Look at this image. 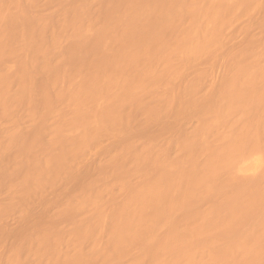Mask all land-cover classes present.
Here are the masks:
<instances>
[{"label": "bare ground", "instance_id": "bare-ground-1", "mask_svg": "<svg viewBox=\"0 0 264 264\" xmlns=\"http://www.w3.org/2000/svg\"><path fill=\"white\" fill-rule=\"evenodd\" d=\"M240 20L264 0H0V264H264V35L208 67Z\"/></svg>", "mask_w": 264, "mask_h": 264}, {"label": "rangeland", "instance_id": "rangeland-1", "mask_svg": "<svg viewBox=\"0 0 264 264\" xmlns=\"http://www.w3.org/2000/svg\"><path fill=\"white\" fill-rule=\"evenodd\" d=\"M246 24L245 20H240L239 22H237L235 25L231 26L230 28H228L225 32V45L224 47H222L218 53V57L216 59V61L212 62L215 63L214 64H209L212 65V67L214 66V68H211V66H208L210 68V70L212 71V73H210L212 79H215V81H219L220 78L222 77V73L224 70V63H225V58H224V53L231 49L234 48L238 43L244 41L246 39V37L248 36V34H254V35H258L257 38H260L264 35V28H260L258 27V25L256 23H253L251 25V27H249L248 31H242V29H240V26ZM236 36V37H235ZM60 52H65V46L62 47V49L60 50ZM204 62V61H203ZM205 65H207L208 63H204ZM203 63L200 64L197 68L193 66H191V68L189 69L188 72H193L196 69H199L200 67L204 68L205 65ZM207 67V68H208ZM206 68V69H207ZM213 69V70H212ZM67 112V110H62V109H57V110H52V112H50L49 117H48V123L52 124L55 122V120H57L58 118H60V116L64 115ZM14 120L12 122H4V125H7L6 127L9 129H12L11 127H13L15 125V123L17 121L22 122L21 126L23 127H27V125H29L27 119H28V114L27 112H18L14 114ZM167 119V118H165ZM144 130L142 131V133H140L141 135L153 132L152 129L153 127H145L143 128ZM131 135V132H128L125 134V137H129ZM4 138V136H2L0 138V140H2ZM121 139L124 138H116V139H108L105 142V145L98 150H95L90 158V163L94 164V162L98 159V157L101 155V152L103 150H105L108 147H111L113 144L119 142ZM121 143V142H120ZM119 144V143H118ZM13 147L11 148L10 152L12 153L13 151ZM203 158V156L201 157ZM1 170V169H0ZM20 176H22V172L18 171ZM113 177H110L109 181H112ZM45 183L42 184L40 186V188L38 189L37 193L35 196L32 197V199L27 203V205L21 204L20 207L24 208V209H36L37 212H43V207L48 204V203H54L57 202L60 197V187H57L55 184L53 185L52 183L47 184V181H44ZM66 185L68 187L73 186V181L71 179L66 180ZM24 185L29 186L30 182L29 181H24ZM6 196V188L2 187L0 190V205H1V200L3 197ZM21 217V214L19 213V211H17L14 215L10 216L7 218V225L9 226L8 228H10L11 226H14L15 224H17V220L18 218ZM10 234L7 232H4L1 237H0V249L3 251L5 248H8L11 244V238H10Z\"/></svg>", "mask_w": 264, "mask_h": 264}]
</instances>
